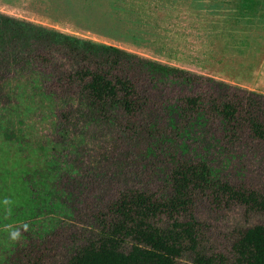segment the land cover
I'll return each mask as SVG.
<instances>
[{
	"label": "trees",
	"instance_id": "1",
	"mask_svg": "<svg viewBox=\"0 0 264 264\" xmlns=\"http://www.w3.org/2000/svg\"><path fill=\"white\" fill-rule=\"evenodd\" d=\"M21 87L51 107L52 151L72 150L41 168L49 226L4 264H264V222L238 226L227 254L205 242L209 213L264 214V186L226 171L264 162V93L0 13V111Z\"/></svg>",
	"mask_w": 264,
	"mask_h": 264
},
{
	"label": "rangeland",
	"instance_id": "2",
	"mask_svg": "<svg viewBox=\"0 0 264 264\" xmlns=\"http://www.w3.org/2000/svg\"><path fill=\"white\" fill-rule=\"evenodd\" d=\"M0 13L264 93V0H0ZM29 76L14 68L7 75L21 86ZM21 89L0 111V264L15 243L11 229L49 226L50 180L41 168L72 150L56 145L52 151L51 107ZM11 120H21L23 138L3 137L1 126ZM226 171L264 186L260 159L228 162ZM206 221V244L227 254L236 228L264 222V214L234 207L209 213Z\"/></svg>",
	"mask_w": 264,
	"mask_h": 264
},
{
	"label": "clouds",
	"instance_id": "3",
	"mask_svg": "<svg viewBox=\"0 0 264 264\" xmlns=\"http://www.w3.org/2000/svg\"><path fill=\"white\" fill-rule=\"evenodd\" d=\"M5 204H8L9 201L5 200L4 201ZM28 230L27 228V225H21L19 227H16L14 229H11L9 231V238L13 241H19L21 236H22V233L23 232H26Z\"/></svg>",
	"mask_w": 264,
	"mask_h": 264
}]
</instances>
